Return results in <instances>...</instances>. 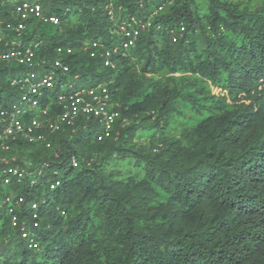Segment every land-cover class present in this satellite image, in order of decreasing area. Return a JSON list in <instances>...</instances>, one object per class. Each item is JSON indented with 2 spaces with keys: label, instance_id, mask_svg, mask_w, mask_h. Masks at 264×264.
Instances as JSON below:
<instances>
[{
  "label": "trees",
  "instance_id": "16d2710c",
  "mask_svg": "<svg viewBox=\"0 0 264 264\" xmlns=\"http://www.w3.org/2000/svg\"><path fill=\"white\" fill-rule=\"evenodd\" d=\"M40 2L60 21L28 18L23 41L39 42V55L50 58L58 44L72 46L70 71L56 79L75 87L105 80L120 117L109 137L99 139L98 118L81 116L50 137L52 147L20 142L11 152L38 162L10 184L38 201V247L2 214L0 264H264V1L251 9L236 0H113L118 17L145 18L166 5L115 69L85 48L121 40L110 0ZM11 8L0 0L4 21L14 18ZM25 70L0 65V105L21 94L10 78ZM145 72L171 74L147 84ZM58 88L44 98L53 109ZM124 116L131 123L122 125ZM176 124L178 136L166 140Z\"/></svg>",
  "mask_w": 264,
  "mask_h": 264
},
{
  "label": "built area",
  "instance_id": "2783aa9c",
  "mask_svg": "<svg viewBox=\"0 0 264 264\" xmlns=\"http://www.w3.org/2000/svg\"><path fill=\"white\" fill-rule=\"evenodd\" d=\"M1 1L11 4L14 18L4 21L0 12V41L5 40L6 46L0 50V65H21L26 67V70L18 71L10 78L11 85H17L22 91L21 94L14 101L0 105V224L3 221L1 215L6 214L18 237L24 239L30 248H35L38 247V241L35 239V232L31 230L39 225L36 219L38 201L35 199L28 201L24 195L17 196L9 190L3 191V187L5 184L10 187L12 182H21L39 168L38 162L33 159L25 162L16 161L17 156L11 152L18 151L17 145L20 142L45 148L52 147L50 137L65 127L74 126L76 119L81 116L98 118L103 126L99 139L109 137L112 135L116 120L120 117V111L113 105L109 106L113 103L105 80L75 87L73 81L56 79L57 70L62 73L70 71V65L64 61V56L73 52L72 46L58 44L54 49L55 57L50 58L46 55L41 57L37 52L39 42L27 43L21 38L28 18L34 17L56 25L60 21L58 14L45 12L40 0ZM112 1L107 4L108 13L113 20L118 19L115 31L122 35L121 40L111 45L90 40L86 42L85 48L91 50L92 56H101L105 66L115 69L117 55L127 54L137 44L140 29L150 27L153 16L163 11L166 5L165 2L156 4L155 9L145 18L137 14L118 17ZM13 31L15 35L8 37ZM184 31L185 26L181 24L177 32L182 35ZM178 38L176 34L172 37L173 41H177ZM41 68H44L42 72ZM58 86L56 107L53 109L51 103L44 98L47 89ZM70 161L74 167L80 164L76 154L71 156ZM59 184L60 181L55 180L50 183V188H55ZM25 211L31 213L32 217Z\"/></svg>",
  "mask_w": 264,
  "mask_h": 264
},
{
  "label": "rangeland",
  "instance_id": "374dc122",
  "mask_svg": "<svg viewBox=\"0 0 264 264\" xmlns=\"http://www.w3.org/2000/svg\"><path fill=\"white\" fill-rule=\"evenodd\" d=\"M236 1L238 3H240L241 6L242 5L243 6L248 5L251 9H254L257 5H261L264 0H236ZM131 61H133V60H131ZM116 63H117V60H116ZM163 72H165V71H163ZM163 72H158V74H156V75H155V73H148V72H145V75H143L141 73L143 75L141 81H142V83H144V80H145L147 84L156 83V82H158V79H162L163 81H165L168 78L167 76H170L171 73L166 74L167 72L166 73H163ZM174 75H176L177 77H180L181 75H184V74L182 72L181 73L178 72V73H174ZM217 91H219V89H217ZM120 104H121V101L120 100H116V101H114V104H111L109 106L112 107V105H113L114 107H116V106H118ZM131 119H132V117L130 118L129 116H124V120H122V125H125L126 123H131ZM180 120L182 122H184L186 119H180ZM134 121L138 122L137 120H134ZM188 123H189V121H188ZM181 128H182L181 124H176L174 128L169 130V133L165 137V139L168 140V139L173 138L174 136H178ZM117 131L119 132L118 129H117ZM142 139H143L142 137L136 138V140H138V141L141 140L139 142L141 144V147H145V148L148 147L151 141L147 140V139L146 140H142ZM154 151H156V150H154ZM132 171H133L132 169L123 168L121 172H122V175L127 176ZM35 177H39V175H36ZM8 190L12 194H15L17 192V189L11 188L7 184H5L4 187H3V191H8ZM165 198H166V196L162 195V196H160L159 200H162V199H165Z\"/></svg>",
  "mask_w": 264,
  "mask_h": 264
}]
</instances>
